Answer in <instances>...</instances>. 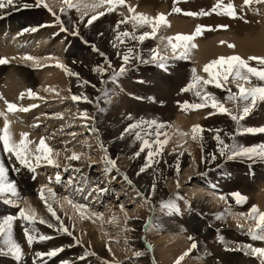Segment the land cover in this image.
<instances>
[{
  "label": "rangeland",
  "instance_id": "374dc122",
  "mask_svg": "<svg viewBox=\"0 0 264 264\" xmlns=\"http://www.w3.org/2000/svg\"><path fill=\"white\" fill-rule=\"evenodd\" d=\"M16 1L22 4L21 10L18 11L28 13L31 17L27 19L20 17L19 24L6 21L7 17L0 18V58H5L10 63L6 65L5 70L12 69V64L16 62L21 68L25 65L28 66V72L34 79V87L36 86L37 89L44 84L46 86L44 89H46L48 84L55 81L52 72L59 71L62 76H56V78L58 77L59 81L60 78L65 79L62 80V86L65 85L67 89L71 88L73 95L79 96L83 93L90 101L74 102L72 99L58 102L46 101L44 106L39 105L43 108H40L43 114H41L40 123L36 122L39 118V114H36L39 113L36 111L38 110L37 107L29 108L32 110L28 109L29 115L26 121H22L16 119L15 113L22 114L24 112L6 113V104L4 103L6 100L3 93L8 87L6 84L8 79L5 75L0 76V114L6 113L9 120L14 121L17 126L22 124V126H26L29 123L27 127L29 130L24 132L28 134L27 139H30L33 133L38 132L42 135L48 142V146L53 149L52 158L54 160L56 156L58 160L55 163L59 166L57 168L48 166L47 163H41L39 166L35 165V172L27 176L26 169L20 168V165L15 163V157L10 153H4L3 147L0 148L10 176L16 180L21 178V174L26 178L29 177L30 188L28 190L34 191L35 201L38 203V206H35L31 203V198L24 194L18 195L15 205L5 204L3 200L6 197H0V204L9 207L8 210H4L8 212L6 215H16L18 210L24 207L26 213L28 209H31L35 213L34 224L40 227L35 231L29 229L37 237L30 248L23 238L25 222L19 219L13 221L17 227L15 236L20 240L23 251L19 264H34V262L35 264H60L61 260H68L70 264H175L177 259L173 258L170 251L173 249L171 245L173 237L176 238L178 235L176 230L181 231L187 251L192 243L187 239L188 236L193 237L197 244V247L188 252V255H183L180 264H196V262L197 264H234L233 260L236 264L239 261L238 258L260 264L259 259L246 255L243 251L235 250L237 245L244 244L264 248V241H254L248 236V230L251 228L250 225H254V221L240 216L241 221L238 222V218L234 217L232 213H238V215L248 213L249 208H252L257 201L264 203V184L257 187L253 183L256 182V179L258 182L264 180V162L259 160L252 162L241 158L224 160L215 152L217 145L213 137L217 135L215 130L220 129L219 135L226 143L253 146L264 144V133L241 132L236 134L237 125L228 116L216 113L210 107L195 110L190 107H181L185 102L188 105L200 103L194 91L181 92L180 89L189 83L192 78V69L199 71L196 70L197 76L201 74L199 76L207 78V73L202 71L206 64H203L202 67V65L199 66L200 64L192 62L189 57L175 59L172 58V55H168V52H171L168 38H173L171 42L177 43L173 36H168L165 44L162 45L161 43L158 48L156 40L159 39V35H162L161 26L157 28L154 36L146 38L139 44L127 38H125V44L117 43L116 47H113L110 42L116 34L113 29L132 31L131 22L120 24L117 27L118 20L129 16L127 6H132L134 10L146 9L149 11V16L153 18L160 14V8H165L164 16L172 20L186 22L192 28L191 35L195 32L196 26L201 25L203 26L201 32L196 34L193 39L203 42L212 39L214 36H222L223 38L219 42H214L216 48L233 49L228 47L229 44H234L233 38L237 41L249 38L254 44H261L259 47L264 48V4L253 3L248 7L243 5V0H175V3L173 0H125V6L115 7L113 11L100 16L88 28H84L79 21L75 8L67 10L66 14H62L59 12L62 6L61 0H55L52 9L57 11L62 23L69 29L73 23L78 25L80 36L89 42L88 45H85L80 36L60 32L59 27L54 26L53 16L44 7H23L24 4L34 5L35 0ZM218 2L224 5L231 3L236 11L235 18L224 15L222 9L218 10L219 14L212 11ZM174 7L179 8L180 12H174L172 10ZM201 11L208 14L197 16L184 14ZM89 15L91 14L89 13ZM40 25L44 26L38 27ZM218 25H227V27L219 28ZM10 26L15 29L13 27L10 29ZM33 27H38V30L21 33L22 29ZM144 31L151 32V29L147 25L137 26V35ZM53 33L57 34L54 36ZM101 33L102 38H98ZM93 44L99 51H92L91 45ZM188 44L187 42L186 50L189 48ZM70 47L74 52L67 56L66 51ZM127 48H133L134 52L139 50L142 60L150 57L151 49H157L160 55L169 57L166 62V70H161L154 64L137 63L133 60L127 66V72L119 77L117 83L102 85L100 82L102 77L99 73L93 72V68L96 66L106 67L104 57L99 53L103 52L112 65V68L104 74L103 79L106 80L113 69L119 68L121 56ZM25 54L37 59H45L44 63L46 64L38 65L32 64L31 61H24L21 58ZM253 56L264 57L263 55ZM49 57L50 59H48ZM218 57L220 55L211 61ZM55 60L57 61L55 62ZM61 61L69 72L77 73L78 78L66 74L62 68L55 66V63ZM248 63L252 67L264 68L254 60L248 61ZM2 65L4 64H0V67ZM11 79L14 80L12 81L14 85L19 87V93L16 92V98L14 97L15 99L18 98L17 102L19 101L16 105L26 108L31 99L28 96V89L26 86L23 87L24 78L13 76ZM84 81H88V83L84 84ZM251 81L253 84L262 83L255 77H252ZM226 87L233 92L236 91L234 84L229 83ZM60 88H56L58 89L56 91H59ZM103 91H108L111 95L108 102L103 99L99 102V106L104 110L98 113L95 98L100 96ZM205 91L210 92L217 100L224 103L225 107L234 108V105L224 100L228 93L223 89L208 85ZM22 100H24V104L21 103ZM77 105H80V113L87 112L88 117L91 114L96 123H93V120L89 121V118L82 119L80 122L72 120L71 117L74 118L73 114L76 112L74 107ZM59 113L62 114V118L58 120L62 124L55 123ZM177 114L183 115L189 122L188 128L183 131L184 141H181L182 144L176 143L177 141L173 137L175 132L172 129V122ZM129 115H131V119H129ZM3 117L4 115H0V129L3 128V120H1ZM148 120L164 124V127L160 129L159 139L164 140L167 136V142L162 146L161 152L155 155L154 160L150 161L149 166L145 167L144 172L139 173V169L145 165L148 149L141 151L138 156H135L134 153L140 150L143 139L152 141L151 146L155 148L154 141L157 139L155 128L153 127L152 134L149 136H144V132L149 131L147 125L131 129L128 132H125L124 129L130 123ZM33 121L35 123H31ZM196 125H199L203 131L197 136V139H193L191 129ZM93 127L98 129L99 139L95 132L90 131ZM239 127L241 129L264 127V101L257 102L248 116L240 121ZM137 132L141 133L139 140L136 139ZM225 132L232 134L234 139L229 140L224 135ZM122 134L123 138H121ZM100 143L107 149V154L116 161V168L108 174L109 176L103 172L104 164L101 159L103 153L99 147ZM190 145H194L193 151L188 150ZM120 147L124 148V151ZM191 152L195 153L194 157ZM73 153L78 154L80 159L77 161L69 160L68 157ZM210 153H215L217 159L208 164L206 160ZM202 156L205 158V162H202ZM14 166L20 170L14 171ZM116 169L119 170V173ZM57 171L61 174L62 184L55 183L54 178ZM93 175L95 176L94 179L91 178ZM113 176L116 178L112 179ZM125 176L131 182L130 184L125 182ZM50 177L52 183L49 184ZM153 179L156 181V190L152 196V203L157 207L154 215L158 218L156 223L160 224V228L159 230H145L144 221L149 218L150 214L145 207L140 206L136 191L147 195ZM43 185L52 187L56 194V200L59 203H53L52 206L60 218L59 221L51 217L44 203L39 199L38 192ZM100 188H104L105 191L99 193L97 190ZM89 192H91V196H89ZM177 192L182 197L177 201L180 209L179 215H162L158 202L162 199L167 200ZM232 192H239L246 197V200L241 204H236L230 195ZM44 194L45 196L48 195L46 191ZM65 196H68L74 203L87 205L85 211L96 218L94 222H98V226L96 223L91 230L87 223L81 224L77 209L64 200ZM220 196H224L227 203L225 200H221ZM205 197L212 199V206L199 207L198 204H203ZM249 200L252 202L251 206L247 205L246 201ZM185 201L188 202L190 208L185 207ZM232 203L236 207L231 206ZM121 205L124 208L123 212ZM93 213L98 214V216L93 215ZM227 214H231V217L235 218L232 229L228 230ZM125 215L129 218L127 224H125ZM43 217L50 218V224L53 227L49 228L47 224L40 223L39 221ZM217 217L220 218L217 219ZM60 222H63L71 235L56 230ZM237 222L240 224L239 228ZM126 227L131 231L126 232L124 230ZM96 231L100 234L97 242L91 240V238L94 239V234H98ZM92 233H94L93 236ZM40 235H47L50 239L39 241ZM148 245L151 246L150 251L147 250ZM54 247H62L63 251L52 258L47 256L37 258L35 256L36 252H47ZM136 251L141 252L139 257L133 255ZM84 252H88L89 255L83 260L78 259ZM159 253L165 256L163 262L159 258ZM11 259L9 264H17ZM5 260H7L6 256L0 257V262H5Z\"/></svg>",
  "mask_w": 264,
  "mask_h": 264
},
{
  "label": "snow or ice",
  "instance_id": "6c2138e0",
  "mask_svg": "<svg viewBox=\"0 0 264 264\" xmlns=\"http://www.w3.org/2000/svg\"><path fill=\"white\" fill-rule=\"evenodd\" d=\"M175 3V0H173ZM253 3L255 4H264V0H243V5L250 7ZM61 7L59 9V12L62 14H66L67 10L75 8L79 17V21L82 23L84 28H88L90 25L93 24L94 21H96L100 16H103L105 12H111L114 10L117 6H125V0H93L92 3H81L80 0H77V2H73V0H61ZM16 6V0H0V10H3L5 8L9 7H15ZM44 7L50 15L54 18V26H58L60 32H68L72 36H80V33L78 31V25L76 23H73L71 29L66 27L61 19L60 15H58L57 11H54L52 7L45 3V0H35L34 5L24 4L23 7ZM129 16L125 19L118 20L117 21V27H119L120 24H126L131 22L132 23V31H116L113 29V31L116 33L113 40L110 42L112 43L113 47H116L117 43L125 44V38L129 40L136 41L137 44L143 42L146 38L150 36H154L156 34L157 28L161 25L166 23L165 16L163 14H157L154 18L148 17L143 14L135 13L132 6H127ZM97 9H103V11H97ZM223 10V14L228 16L229 18H235L236 11L231 3L224 5L221 3H217L214 5L212 11H216L217 14H219L218 10ZM174 12H180L179 8H173ZM89 12L92 14L89 15ZM185 15L189 16H197V15H207V12L201 11L199 13L196 12H186ZM0 15H3L2 12H0ZM87 17V19H85ZM144 25H147L151 32L144 31L141 34H136V28L137 26L143 27ZM44 25H40L38 27H43ZM38 27L33 28H24L21 30V33L24 32H35L38 30ZM203 26L197 25L195 32L189 36V35H177L174 37L175 41L177 43H172L173 38H168L169 40V47L172 50V58L175 59H182L186 56V44L188 41L194 38L196 34H199L201 32ZM219 28H226L227 25H218ZM57 33H53L55 36ZM99 35H102L99 34ZM80 39L82 43L85 45H88L89 42L83 38V36H80ZM229 48H233L234 45L229 44ZM92 51L97 52L99 49L96 47V45H91ZM151 55L148 59H141L139 50H136L134 52L133 48H127L123 55L121 56V63L119 65L118 69H113L107 76V79H103L104 74L108 72L109 69L112 68V65L108 58L105 56L103 52H100L99 54L104 57V65L105 66H96L93 68V72L99 73V75L102 77L101 84H107V83H117L120 76L124 75L128 68L127 66L132 63L133 60H135L137 63H145V64H154L161 70H166L167 67V60L169 57L160 55L157 51V49H151ZM24 61H31L33 63L37 62V58L33 57L31 55L25 54L21 58ZM50 59V57L48 58ZM256 61L259 65L264 66V57H256V56H249L247 57V60L241 58L238 55H231L227 57H218L217 59L211 61L210 63L204 65L202 71L207 73V78H202L200 76L196 75V69H192V78L190 79L189 83L186 85V87L181 88V92L185 91H194L195 95L199 98L200 103H193L191 105H188L187 102H185L184 105H182V108H188L191 109H199L203 107H210L212 108L216 113H219L221 115L228 116L236 125L237 130L236 134H240L241 132L249 133V134H255V133H264V127L259 128H243L241 129L239 127L240 121H242L248 114L252 111L253 107L257 104L259 101H264V68H257L252 67L249 65L248 61ZM8 61L5 58H0V64H5ZM56 67L62 68L66 74L76 76L78 78L77 73L69 72L68 69L62 65L61 63L57 62ZM255 77L256 80L262 82L261 84H253L251 81V78ZM88 81H84V84H87ZM229 83L234 84L236 87V91L233 92L229 88L226 87ZM208 85H212L213 87L217 89H223L228 94L224 97V100L227 102H230L232 105H234V108H228L225 107V104L221 101L217 100L215 96H213L210 92L205 91V88ZM23 95V94H21ZM33 93L31 90H28V96L33 97ZM111 95L108 91H103L100 96L96 97L97 101V108L98 113L102 112L104 109L99 106V102L103 99L105 102H108V98ZM72 101H84V102H90L88 97L85 96L83 93L78 95H71ZM151 99V98H149ZM6 103V113L7 112H26L28 111V108L24 107H18L17 105L13 103ZM31 107H36L35 104L31 105ZM6 113L0 114L4 115V124L3 128L0 129V144L3 146L4 153H10L12 156L15 157V163H18L20 165V168L27 169L29 173H34L35 168L32 163V158L34 157L36 165L39 166L40 161H46L48 166L53 167H59L55 161L52 158V152L53 149L50 148L46 142L44 137H40L38 144L35 146V151L33 152L32 149L29 148V144L31 143L27 137V133H22L19 139V142H16L12 139L11 133L9 132V122L7 120ZM80 116L82 119H88L87 112H81ZM93 123H95V118L92 117ZM129 119H131V115H129ZM143 125H147L149 131L144 132V136H149L152 134L153 127L155 128V134L157 139L154 141L155 148H153L152 141H149L147 139H143L140 144V150L135 152L134 155L138 156L141 151H144L145 149H148L147 157L145 158V165L139 169V173L144 172L145 167H148L150 164V161L154 160L155 155H158L161 150L162 146L167 142V136H165L164 140H160L159 136L161 135L160 129L164 127L163 123H158L154 120H148V121H139L136 123H130L127 128L124 129L125 132H128L131 129L140 128ZM90 131L95 132L97 134V138L99 139V131L95 127L90 129ZM203 129L199 126H193L191 129V133L193 135V138L195 139ZM217 135L213 137V139L216 141V150L215 152L219 154V157L224 160H232L235 158H241L246 159L248 161L255 162L256 160L264 162V144L260 145H253V146H243L238 145L236 143H226L221 136L219 135L220 129L215 130ZM225 136L229 138V140L234 139V136L232 134H229L227 132L224 133ZM121 138H123V134L121 135ZM136 139H141V133H136ZM99 147L101 149V152L103 153L102 156V163L104 164L103 172L105 175L109 174L113 169L116 168V161L113 160L108 154L107 149L104 147L102 143L99 144ZM71 161H77L80 159V156L76 153H73L71 156L68 157ZM202 162H205V158L202 156ZM217 159V155L215 153L208 154V159L206 162L208 164H211L213 161ZM219 167V165H217ZM14 171H19L20 169H16L14 166ZM65 171H67V168H65ZM76 171H79V169H76ZM117 173H119V170L116 169ZM137 173V175H139ZM35 177L33 176V179ZM116 177L113 176L112 179H115ZM55 183L62 184L61 180V174L59 171L56 172L55 175ZM125 182L131 183L127 180V176L124 177ZM52 183V178H49V184ZM177 187H179V184H177ZM79 191V188L77 189ZM156 190V181L153 179V182L150 186V191H148L147 195L136 191V197L140 200V206L145 207L147 211L149 212V218H146L144 221L145 230L148 229H155L159 230L160 224L156 223L157 217L154 215L157 211V207L153 205L152 203V196L154 195ZM45 191L47 192V196H45ZM99 193H103L105 191L104 188H100L97 190ZM17 187L15 181H9L7 178V171L3 163H0V197H15L17 196ZM39 199L44 203V206L47 210V212L51 215V217L54 220L59 221V217L57 216L56 211H54L52 204L56 203L58 204L59 201L56 200V194L53 191L52 187L43 185L41 186L39 192ZM232 198L235 200L236 204H241L246 200V197L241 195L239 192H232L230 193ZM89 196H91V192H89ZM221 200H225L224 196L219 197ZM182 199L180 194L177 192L173 196H170L167 200H160L158 202L159 210L161 211L162 215H170V214H176L179 215L180 209L177 205V201ZM64 200L67 201L69 205H71L73 208L76 209H82L87 210V205L84 204H77L74 203L68 196L64 197ZM5 204H14L15 200L11 198H5L3 200ZM225 203L227 201L225 200ZM121 211H124L123 205L120 206ZM185 207L190 208V205L187 201H185ZM93 215H97L96 213H93ZM240 216L246 217L247 219H250L254 221V227L250 228L248 230V236L251 240H259L264 241V212H259L255 206H253L248 213H240ZM220 217H217L219 219ZM19 219L21 221L27 222V225H31L35 222V213L32 212L31 209L26 210L24 208H20L16 215H6L2 219H0V236L3 237L2 244L3 247H0V255H6L10 256L14 261L19 264L21 257L23 256V251L21 248V245L17 243L13 239V221ZM129 218L127 215H125V224H127V220ZM40 223L47 224V221L41 219L39 221ZM48 227H53L52 224H47ZM237 227H240V224L237 223ZM57 231L68 233L71 235L70 232H68L67 227L63 224V222H60L58 227L56 228ZM126 232L131 231L129 228L124 229ZM23 238L27 242L28 246L31 248L34 240L37 239L36 236L33 235L31 231H29V228L27 226L24 227L23 231ZM50 239L47 235H40L38 237L39 241H46ZM188 240L192 241L188 251H186L183 255H188V252H190L192 249L197 247L196 242L193 240V237L188 236ZM78 243V242H77ZM127 244V241H125ZM147 250H151V246H147ZM227 250V249H226ZM238 251H243L246 255H251L252 257H255L260 260V264H264V248L262 247H253L248 244L244 245H237L236 249ZM62 247H54L48 250L47 252H36L35 256L37 258L47 256L48 258H52L57 256L58 253L62 252ZM88 252H84L82 256L78 257V259L83 260L86 256H88ZM135 257H139L141 255L140 251H136L133 253ZM183 259V256L178 257L175 261V264H180V261ZM35 264V262H34ZM60 264H70L68 260H61Z\"/></svg>",
  "mask_w": 264,
  "mask_h": 264
},
{
  "label": "bare ground",
  "instance_id": "6f19581e",
  "mask_svg": "<svg viewBox=\"0 0 264 264\" xmlns=\"http://www.w3.org/2000/svg\"><path fill=\"white\" fill-rule=\"evenodd\" d=\"M46 3H48L51 7H52V4L55 2V0H45ZM59 2V1H58ZM74 2H77V0H75ZM81 3H92L93 0H80ZM57 3V2H56ZM21 6L22 4L21 3H17L16 1V6L15 7H9V8H5L3 10H0V12L3 13V15H0V18H6L7 17V20L6 21H12V22H16V24L21 21V18H24L27 19V18H30L29 17V14L28 13H22V12H19L18 10H21ZM165 8H160V14H163L164 15V11ZM97 11H103V9H97ZM135 13H139V14H143V15H146L148 17L149 16V11H147L146 9L142 10V8H138V9H135L134 10ZM90 14H92L91 12H89ZM106 13V12H105ZM16 17V18H15ZM165 20H166V23L161 25V34L162 35H159V39L156 40L157 44H158V48L160 46V44L162 43V45L165 44V41H167V37L168 36H173L175 37V35H189L191 36V32H192V28L190 25L186 24V22H183V21H180V20H172V19H169L165 16ZM1 23V22H0ZM15 24V25H16ZM21 26V25H20ZM13 27V26H12ZM10 26V29L12 28ZM14 28V27H13ZM15 29V28H14ZM213 37V36H212ZM211 37V38H212ZM97 38V37H96ZM98 38H102V35H100ZM157 38V37H156ZM223 37L222 36H214L212 39H207V40H204L203 42H198L196 41L195 39H191L190 41H188V50H186V56L185 58L189 57V59L192 61V62H195L196 64H200L199 66L202 65L203 67V64H207L209 63V61H211L212 59H214L216 56H219L220 57H227V56H231V55H240L242 57H244L243 59H245V57H249V56H253V55H263L264 56V48L263 47H259L261 46L260 45H256V43L254 44L253 41H251L249 38H245L243 40H240V41H237L233 38L232 41H234L233 45V49L231 50H224L223 48H216L214 46V42H219ZM99 40V39H98ZM215 40V41H214ZM231 40V39H230ZM230 42V41H229ZM72 47H70L67 51H66V55H71L74 51H72L71 49ZM71 49V50H70ZM165 50V49H164ZM168 51V50H167ZM9 55V54H8ZM168 55H172V50L171 52H168ZM247 60V59H246ZM19 61V60H18ZM46 60L45 59H37V62L36 63H33L32 64H46L44 63ZM51 61H53L51 59ZM57 60H55L56 62ZM15 62V60H14ZM52 63V62H51ZM62 64V61L59 62ZM10 63H5L4 65H2L0 67V76L1 75H5V77L8 79L7 81V88H6V91L3 93L4 94V98L6 101L5 102H9V103H13V104H17L19 103V101L17 102V99H15V95H16V92L19 93V87L15 86L14 83L11 79V77H17V76H20L22 79L24 78V84H23V87L26 86V88L28 90H31L32 93L34 94L33 97H30V103H28L26 105V108H31V105L35 104L37 109L36 111H38L39 113H36V114H39V118H37L36 122L40 123L41 121V117H42V110L43 108L39 107V105L42 104V106H44L46 103V101L50 102H58V101H62V100H65V101H68L69 99H71V95L72 92H71V88L67 89V87L63 85V82L62 80L64 79H61L60 78V81L56 78V76H62V74L59 72V71H54L52 72V75L55 76V81H53L51 84H48L47 85V88L44 89L46 86L44 84V86H40L38 87L39 89L35 88L34 87V79H32V76L30 75V73L28 72V66L26 67L23 66L22 68L19 67L18 65V62H16L15 64H12L13 66H11L12 69L6 71L5 68H6V65H8ZM31 64V65H32ZM56 64V63H55ZM30 65V63H29ZM63 65V64H62ZM198 67V65H197ZM38 68V67H37ZM200 68V67H199ZM197 70V69H196ZM200 70V69H199ZM198 71V70H197ZM45 72V71H44ZM199 72V71H198ZM201 75V74H198V76ZM201 77V76H200ZM5 79V78H4ZM17 80V79H15ZM42 80V79H41ZM65 80V79H64ZM67 80V79H66ZM6 82V81H5ZM23 83V82H22ZM66 84V83H64ZM43 85V84H42ZM51 86H57V87H51ZM58 87H61L59 91H56L58 89ZM62 88H65V89H62ZM66 90V92L64 93V91ZM236 90V89H235ZM235 92V91H234ZM15 97V98H14ZM24 100H22L21 103H23ZM6 104V103H5ZM24 104V103H23ZM66 104V103H65ZM73 105V104H72ZM25 106V105H24ZM57 107V106H55ZM25 108V107H24ZM34 108V107H33ZM41 108V109H40ZM47 108V107H46ZM54 108V107H53ZM63 108H64V105H63ZM76 109V112L73 114V117H71L72 120L74 121H78L80 122L82 120L81 116H80V105H77L76 107H74ZM29 110H32V109H29ZM49 111V110H48ZM73 111V110H72ZM35 112V111H34ZM60 112V111H59ZM55 113V112H54ZM16 114V119H20L22 121H26L27 117H28V113L27 111L22 113V114H17V112L15 113ZM42 114V115H41ZM57 114V113H56ZM55 115V114H54ZM46 117V116H44ZM55 117V116H54ZM53 118V116H52ZM62 118V114L59 113L56 117V122L57 124H62L60 119ZM66 118V117H65ZM68 118V117H67ZM186 117H184L183 115H180V114H177L175 116V119L173 120L172 122V129L174 130L175 134H173V137H175V141H177L176 143L178 144H182L181 141L183 142V131L186 130L188 128V121L185 119ZM11 119V118H10ZM36 119V118H35ZM48 119V118H47ZM51 119V118H50ZM3 120V124H4V117L1 119ZM7 120L9 122V132L11 133V137L14 141L16 142H19V139H20V136L22 133H24L25 131H28L29 129L27 128L28 127V124L26 126H22V125H19L17 126L16 123L12 120H9V118L7 117ZM44 120V119H43ZM49 120V119H48ZM54 120V119H53ZM92 121V116L91 114L89 115V121ZM35 121V120H34ZM31 122V123H35V122ZM55 121V120H54ZM21 123V122H20ZM46 123V122H45ZM48 123V121H47ZM74 123V122H73ZM96 123V121H95ZM51 124V123H50ZM2 125V124H1ZM50 126V125H49ZM33 127V126H32ZM35 127V126H34ZM27 128V129H26ZM30 128V126H29ZM39 131V130H38ZM33 133V132H32ZM40 137H42V135L38 134L37 133H33L31 134L30 136V139H28L30 142H31V145L29 146L30 149H32V151L34 152L35 151V146L36 144H38L39 142V139ZM194 139V138H193ZM197 139V137L195 138ZM187 140V139H185ZM46 144L48 145V142L45 140ZM3 147L2 144H0V148ZM116 147V146H115ZM122 147V146H121ZM120 147V149L122 151H124V148L122 149ZM2 149V148H1ZM115 149V148H114ZM188 150L190 151H193L194 150V145H190L188 147ZM192 153V152H191ZM193 157L195 156V153L193 154ZM54 157V156H53ZM58 159L56 158V156L54 157V161L56 162ZM0 163H3L5 168H6V171H7V178L9 181H15L16 183V187H17V196L15 197H8V198H11L13 200H16V198L18 197V195L20 194H24L26 197H29L31 198V203L34 204L35 206H38V203H36L35 201V198L34 197V191L33 190H28L30 188V183L28 182V178L29 177H25L24 175L21 174V178L19 180H16L14 179L13 177H11L10 173H9V170L7 168V166L5 165V162H4V158L2 157V154H1V150H0ZM32 163H33V166L36 165V162H35V159L34 157L32 158ZM41 163H46V161H43L41 160L40 161V164ZM44 165V164H43ZM27 172V176L28 174H30L27 169L25 170ZM108 175V174H107ZM109 176V175H108ZM92 179L95 178V176L93 175V177H91ZM31 182V180H30ZM254 184L257 185V187H260L262 184H264V180L263 181H260L258 182V179H256V182H253ZM260 185V186H258ZM23 187V188H22ZM32 187V186H31ZM255 188V187H254ZM21 190V191H19ZM262 197V196H261ZM7 198V197H6ZM28 198V199H29ZM211 198L209 197H205L204 200H203V204L199 203L198 206L199 207H203L205 205H208V206H212V203H211ZM26 201V200H25ZM247 202V205L251 206L252 205V202L249 200V201H246ZM29 203V202H28ZM64 203H66L64 201ZM15 205V203H14ZM56 205V204H55ZM231 206H234L236 207V205H233L230 204ZM3 206V207H2ZM256 207V209L259 211V212H264V203L262 201H257L254 205ZM31 207V206H30ZM8 206L6 205H2L0 204V219H2L4 216H6V214L8 213L7 211H4V210H8ZM38 208V207H37ZM41 208V207H40ZM25 209V207H24ZM71 209V208H70ZM251 208H249L250 210ZM26 210V209H25ZM41 210V209H40ZM56 210V209H55ZM236 210V209H235ZM238 211V210H237ZM70 212V210H69ZM73 212V211H72ZM77 215L80 219V222L81 224L83 223H87L89 225V228H91V230L93 229V226L96 225L97 223V226H98V222H94L96 220L95 217L93 216H90V213L88 211H85V210H82V209H77ZM232 215L237 219L238 222H240V215H238V213H232ZM226 216V215H225ZM242 218V217H241ZM244 218V217H243ZM43 220L47 221V224L51 222V219L50 218H47V217H43L42 218ZM91 219V220H90ZM229 220V223L227 225V230L228 229H232V224L235 222V218L231 217V214H227V218L226 220ZM247 220H250V219H247ZM252 221V220H251ZM17 222V221H16ZM237 222V223H238ZM253 223V222H252ZM45 224V223H44ZM85 225V224H84ZM87 225V226H88ZM100 225V224H99ZM25 226H27L30 230L32 231H35V229H40V227H37V225H35L34 223L31 224V225H27V222H25ZM96 226V228H97ZM251 228L254 227V225H250ZM13 227V239L20 244V240L18 238H16L17 236H15L16 234V224L13 223L12 225ZM164 228V226H162ZM50 228V227H49ZM87 228V227H86ZM99 228V227H98ZM150 230H152L150 228ZM18 231V230H17ZM42 231L40 230V233ZM97 232V231H96ZM33 233V232H32ZM35 233V232H34ZM98 233V232H97ZM176 233L178 234L177 237H173V241H172V250L170 251V254H172L173 258L174 259H177L178 257H181L183 256V254L187 251V248L184 244V241H183V237L181 236V231H178L176 230ZM94 233H92V236H93ZM95 236L93 237L94 239L91 238V240H95L97 242V238H100V234H94ZM175 235V234H174ZM91 236V237H92ZM172 237V236H171ZM2 240H3V237L0 236V247H3V244H2ZM94 241V242H95ZM1 256H6V255H0ZM164 254H160L159 253V258L161 260V262H163L164 260ZM10 256H6V259L5 262H0V264H9L10 263ZM12 260V259H11ZM239 261H242L241 263L238 261V263L236 264H254L252 263V261L250 260H242V259H239ZM226 261V260H225ZM234 261V264H235V260ZM200 262V261H199ZM211 262V261H210ZM210 262H207V263H210ZM224 262V261H223ZM197 264V262H196Z\"/></svg>",
  "mask_w": 264,
  "mask_h": 264
}]
</instances>
